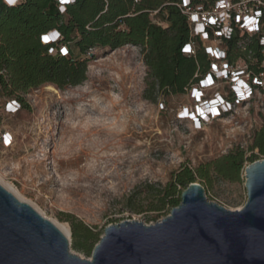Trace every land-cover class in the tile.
<instances>
[{
    "label": "rangeland",
    "instance_id": "1",
    "mask_svg": "<svg viewBox=\"0 0 264 264\" xmlns=\"http://www.w3.org/2000/svg\"><path fill=\"white\" fill-rule=\"evenodd\" d=\"M245 5L241 18L252 14ZM211 46L223 50L219 41ZM72 49L73 58L88 60L85 82L29 90L23 96L26 107L15 114L5 112L0 97V137H9L7 144L0 141V181L55 226L70 228L65 220L73 217L100 239L105 228L126 221L154 225L171 210L149 211L150 196L181 168L195 170L235 148L243 149L246 158L252 155L253 134L264 125L262 94L232 105L224 118L197 126L180 119L184 110H195L191 92L158 93L155 102L145 100L152 80L140 48H95L88 56ZM229 92V84L220 80L204 88L202 96L218 93L229 99ZM243 176L244 171L239 181L229 182L213 175L209 186L195 183L208 202L238 211L247 201ZM131 198L132 206L143 207L140 212L131 207ZM68 242L71 253L91 259L73 249L71 237Z\"/></svg>",
    "mask_w": 264,
    "mask_h": 264
},
{
    "label": "trees",
    "instance_id": "2",
    "mask_svg": "<svg viewBox=\"0 0 264 264\" xmlns=\"http://www.w3.org/2000/svg\"><path fill=\"white\" fill-rule=\"evenodd\" d=\"M220 0H191L202 12L210 11ZM237 5L242 0H228ZM262 28L258 34L240 35L234 25L229 39H221L225 62L240 64L251 78L264 77V0H259ZM181 0H75L61 13L55 0H21L16 7L0 4V97L3 105L14 101L19 110L26 107L24 95L43 84L58 89L76 87L86 80L87 61L73 58L74 46L81 56L95 48L116 50L138 47L152 80L147 84L145 100L155 102L158 93L178 96L188 94L209 73L212 61L205 54L199 38L191 37L188 19L178 5ZM157 20V22H155ZM56 31L61 40L45 45L42 36ZM193 44L194 55H185L184 46ZM64 47L67 55L59 49ZM56 48L51 55L49 50ZM258 90L262 91L260 88ZM230 101L233 102L231 95ZM252 155L245 157L241 148L199 166L176 172L170 182L150 196L149 211H170L179 206L181 194L197 180L211 185L212 176L237 182L242 171L264 159V125L252 137ZM254 151L258 155L253 154ZM129 203L135 212L143 207ZM73 249L90 257L99 235L81 221L68 217Z\"/></svg>",
    "mask_w": 264,
    "mask_h": 264
},
{
    "label": "water",
    "instance_id": "3",
    "mask_svg": "<svg viewBox=\"0 0 264 264\" xmlns=\"http://www.w3.org/2000/svg\"><path fill=\"white\" fill-rule=\"evenodd\" d=\"M243 177L241 210L208 202L192 183L162 221L105 228L90 260L71 253L55 224L0 185V264H264V159Z\"/></svg>",
    "mask_w": 264,
    "mask_h": 264
},
{
    "label": "built area",
    "instance_id": "4",
    "mask_svg": "<svg viewBox=\"0 0 264 264\" xmlns=\"http://www.w3.org/2000/svg\"><path fill=\"white\" fill-rule=\"evenodd\" d=\"M61 13L65 11L66 6L71 5L75 0H55ZM21 0H0V4L7 7H16ZM245 5L246 10L251 9V15L241 18L238 12L241 6ZM261 3L259 0H242L239 4L233 5L228 0H220L215 6L207 12H202L192 6L191 0H181L178 5L181 13L187 17L191 37L199 38L203 43L205 54L212 61L209 73L202 81L191 89L192 98L195 100L194 112L188 109L180 113V119H189L196 123L210 121L212 119H220L230 115L232 105L250 101L252 96L258 92L264 96V77L262 80L251 78L242 65L235 67L225 62L224 49H213L212 44L219 41L222 46L221 39H229L232 34L233 25L238 28L240 35L258 34L262 28V13L259 9ZM157 22V21H155ZM61 40L60 35L56 31L48 32L42 36V42L45 45L57 44ZM264 44V40L263 43ZM223 48V47H222ZM56 48H51L49 53L55 55ZM61 55L66 56L67 52L64 47L59 49ZM185 55H194L195 46L188 44L182 49ZM223 80L230 86V98L232 95L233 102L230 98H224L216 93L210 98L202 96V90L206 87H213L215 84ZM260 88L262 91L258 90ZM6 113L15 114L19 110V105L10 101L4 104ZM0 141L7 144L9 137H0Z\"/></svg>",
    "mask_w": 264,
    "mask_h": 264
},
{
    "label": "bare ground",
    "instance_id": "5",
    "mask_svg": "<svg viewBox=\"0 0 264 264\" xmlns=\"http://www.w3.org/2000/svg\"><path fill=\"white\" fill-rule=\"evenodd\" d=\"M1 180V179H0ZM0 185H3L4 188L9 192H12L13 195H15L17 197L18 200H20L21 202H24L23 199L17 194V192L8 184H5L3 182L0 181ZM25 203V202H24ZM56 224V223H55ZM57 228L63 233L65 234L67 237H69V228L67 226H63V225H57Z\"/></svg>",
    "mask_w": 264,
    "mask_h": 264
},
{
    "label": "snow or ice",
    "instance_id": "6",
    "mask_svg": "<svg viewBox=\"0 0 264 264\" xmlns=\"http://www.w3.org/2000/svg\"><path fill=\"white\" fill-rule=\"evenodd\" d=\"M10 2H11V0H10Z\"/></svg>",
    "mask_w": 264,
    "mask_h": 264
}]
</instances>
